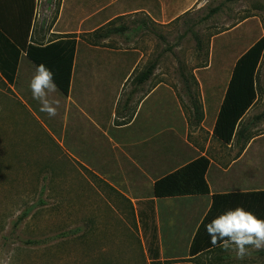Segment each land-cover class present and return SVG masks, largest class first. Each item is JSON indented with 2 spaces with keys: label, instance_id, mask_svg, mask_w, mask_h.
Returning <instances> with one entry per match:
<instances>
[{
  "label": "crops",
  "instance_id": "0c3cea01",
  "mask_svg": "<svg viewBox=\"0 0 264 264\" xmlns=\"http://www.w3.org/2000/svg\"><path fill=\"white\" fill-rule=\"evenodd\" d=\"M59 1L56 16L49 24L46 20L54 14ZM119 1L58 0L53 5L52 0H0V111L10 109L12 100L27 108L29 102L40 108L29 88L36 65L28 58L27 49L74 38L77 46L70 92L65 95L57 87L58 91L51 94L50 98L58 99L60 106L58 114L49 117L50 122L56 131L62 130L63 148L72 165L93 173L134 206L154 202L159 259H151L150 236L144 234L150 262L264 264V250L237 260L234 253L214 247L204 227L214 217L238 206L264 219L263 209L257 206L261 200L243 196L264 192V133L252 134L244 125L247 117L258 111L259 100L242 119L239 134L230 144L214 136L234 67L247 50L228 72L207 67L194 69L188 75L180 69L192 115L187 114L177 88L169 83L170 75L156 71L159 59L155 60L153 74L143 80L151 65L140 68L145 52L135 46L112 47L110 44L122 39L132 44L135 41L120 35L125 27L111 25L119 18L141 13L143 25H166L178 19L195 0H176L173 4L157 0L160 10L149 0L124 5L117 4ZM52 5L44 16L46 7ZM158 74L160 79L156 78ZM201 75L209 76L208 80ZM194 97L203 108L201 122L195 119ZM255 114V119H262ZM205 124L211 128L207 131L210 137L202 146L192 139L190 130L206 129ZM56 131L51 130L50 136L62 145ZM200 157L210 161L206 175L209 194L154 196L158 180ZM217 195L234 196L214 199ZM194 243L196 252L192 253Z\"/></svg>",
  "mask_w": 264,
  "mask_h": 264
},
{
  "label": "rangeland",
  "instance_id": "374dc122",
  "mask_svg": "<svg viewBox=\"0 0 264 264\" xmlns=\"http://www.w3.org/2000/svg\"><path fill=\"white\" fill-rule=\"evenodd\" d=\"M149 1L160 10L157 0ZM59 4L46 20L49 24ZM184 10L166 25H143L142 13L119 18L112 28L125 27L120 35L135 43L122 39L110 45L144 51L141 69L159 59L156 71L170 75L169 83L191 114L179 71H230L236 59L264 37V0H195ZM201 78L206 81L209 76ZM257 81L258 111L244 122L252 134L264 133V55ZM198 94L202 101L201 90ZM10 102V109L0 111V264H152L137 216L140 205L72 165L62 130L56 131L40 108L31 102L30 108ZM255 113L262 119H255ZM205 127L190 130L202 146L210 137L211 128ZM51 130L62 145L50 136Z\"/></svg>",
  "mask_w": 264,
  "mask_h": 264
},
{
  "label": "trees",
  "instance_id": "16d2710c",
  "mask_svg": "<svg viewBox=\"0 0 264 264\" xmlns=\"http://www.w3.org/2000/svg\"><path fill=\"white\" fill-rule=\"evenodd\" d=\"M76 40L68 37L55 41L46 46L31 45L27 49L28 58L37 66L44 64L53 72V80L56 86L65 94L70 92L73 66L76 54ZM264 55V37L252 45L237 61L232 79L230 81L224 101L214 127V136L224 144H230L237 136L238 127L247 112L259 100L258 71ZM157 67V61L152 63L144 72L142 79H148ZM10 80L13 77H9ZM194 100V113L197 122L204 118L203 108ZM210 167V161L200 157L176 172L158 180L154 185V196L156 198L206 195L210 189L206 175ZM234 195H217L228 197ZM243 196L257 197L261 202L259 208L264 212V192L248 193ZM256 206V205H251ZM138 212L139 222L143 226L144 234L149 233V249L151 259H159L158 234L155 218V207L153 201L140 204ZM197 243V242H196ZM194 243L191 252L195 253ZM156 264V263H155Z\"/></svg>",
  "mask_w": 264,
  "mask_h": 264
},
{
  "label": "clouds",
  "instance_id": "9594fccd",
  "mask_svg": "<svg viewBox=\"0 0 264 264\" xmlns=\"http://www.w3.org/2000/svg\"><path fill=\"white\" fill-rule=\"evenodd\" d=\"M53 75L44 64H39L29 82L32 98L39 102L40 111L50 118L58 114L60 106L58 99L50 98L58 91ZM204 227L211 244L224 252L234 253L237 260L243 261L251 257L253 251L264 250V219L243 207L224 211Z\"/></svg>",
  "mask_w": 264,
  "mask_h": 264
},
{
  "label": "built area",
  "instance_id": "2783aa9c",
  "mask_svg": "<svg viewBox=\"0 0 264 264\" xmlns=\"http://www.w3.org/2000/svg\"><path fill=\"white\" fill-rule=\"evenodd\" d=\"M52 1H53V5H54V3L57 2L58 0H52ZM53 5H52L51 7H46V9H45V13H44V16H45V15L47 16V15L49 14V13H48V11H49L48 9H49V8H53Z\"/></svg>",
  "mask_w": 264,
  "mask_h": 264
}]
</instances>
